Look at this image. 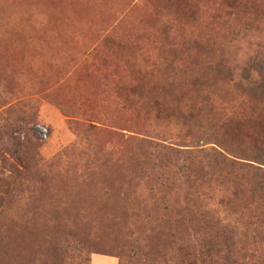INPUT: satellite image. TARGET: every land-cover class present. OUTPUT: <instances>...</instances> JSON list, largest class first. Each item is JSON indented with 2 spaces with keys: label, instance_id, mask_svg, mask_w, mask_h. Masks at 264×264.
Returning <instances> with one entry per match:
<instances>
[{
  "label": "rangeland",
  "instance_id": "rangeland-1",
  "mask_svg": "<svg viewBox=\"0 0 264 264\" xmlns=\"http://www.w3.org/2000/svg\"><path fill=\"white\" fill-rule=\"evenodd\" d=\"M260 77L264 0H0V264H264Z\"/></svg>",
  "mask_w": 264,
  "mask_h": 264
},
{
  "label": "trees",
  "instance_id": "trees-1",
  "mask_svg": "<svg viewBox=\"0 0 264 264\" xmlns=\"http://www.w3.org/2000/svg\"><path fill=\"white\" fill-rule=\"evenodd\" d=\"M247 79H248V78H247ZM246 86H248V87H250V88H255V91H256V92H257V91H264V77H260L259 80L256 81L255 83H252V82H250V81H246ZM223 151H224V150H223ZM224 152H225L226 155L231 156V155L228 154L226 151H224ZM217 156H218V159H220L219 161H220L221 163H224V164H225V161H228V162L232 163L233 165H239V164H238L239 162H236V161H234V160L228 159L227 156L223 155L222 153H218ZM235 159H237V158L235 157ZM243 160H245V159H243ZM254 163H256V162H254ZM253 169H254V168H253ZM255 170H256L257 172H259V173H264V171H262V170H260V169H258V168H257V169L255 168ZM262 183H264V181H262Z\"/></svg>",
  "mask_w": 264,
  "mask_h": 264
},
{
  "label": "built area",
  "instance_id": "built-area-1",
  "mask_svg": "<svg viewBox=\"0 0 264 264\" xmlns=\"http://www.w3.org/2000/svg\"><path fill=\"white\" fill-rule=\"evenodd\" d=\"M40 133H41V136H42L43 138L46 137V131H45V130L40 129Z\"/></svg>",
  "mask_w": 264,
  "mask_h": 264
}]
</instances>
